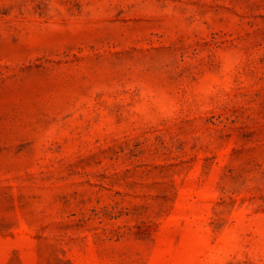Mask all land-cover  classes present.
Returning <instances> with one entry per match:
<instances>
[{
	"label": "rangeland",
	"instance_id": "rangeland-1",
	"mask_svg": "<svg viewBox=\"0 0 264 264\" xmlns=\"http://www.w3.org/2000/svg\"><path fill=\"white\" fill-rule=\"evenodd\" d=\"M0 264H264V0H0Z\"/></svg>",
	"mask_w": 264,
	"mask_h": 264
}]
</instances>
